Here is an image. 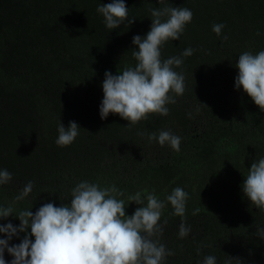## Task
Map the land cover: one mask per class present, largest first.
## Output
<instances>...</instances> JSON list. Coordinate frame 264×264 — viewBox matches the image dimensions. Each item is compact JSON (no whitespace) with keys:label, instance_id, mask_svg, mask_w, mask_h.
I'll return each instance as SVG.
<instances>
[{"label":"trees","instance_id":"16d2710c","mask_svg":"<svg viewBox=\"0 0 264 264\" xmlns=\"http://www.w3.org/2000/svg\"><path fill=\"white\" fill-rule=\"evenodd\" d=\"M110 2L0 0V170L13 175L0 185V207L14 209L0 224L19 226L14 215L21 210L68 203L71 189L89 181L123 191L117 199L124 200L126 215L140 207L128 200L137 192L165 201L160 242L175 255L163 264H202L208 255L217 264L227 256L264 264V240L254 226L264 227V211L241 187L251 164L264 156V112L235 88L239 55L264 51V0H165L193 12L181 38L161 48L162 59L183 60L174 70L184 75L185 90L167 105L169 115L152 113L135 125L118 114L101 119L102 83L106 71L116 75L135 66L132 39L150 30V9L165 5L125 0L135 22L108 29L97 7ZM213 24L225 25L220 36ZM189 47L193 54L183 57ZM70 121L80 126L79 135L57 146L58 125L67 128ZM161 130L181 137L179 151L148 140ZM29 181L32 192L16 201ZM176 187L188 193L183 218L166 201ZM182 220L191 228L183 239ZM12 259L5 251L8 264Z\"/></svg>","mask_w":264,"mask_h":264},{"label":"clouds","instance_id":"9594fccd","mask_svg":"<svg viewBox=\"0 0 264 264\" xmlns=\"http://www.w3.org/2000/svg\"><path fill=\"white\" fill-rule=\"evenodd\" d=\"M159 4L165 6L150 9L152 24L148 33L132 39L138 46V50L134 48L132 52L135 66L118 71L116 75L105 72L104 95L99 109L102 120L109 114H118L129 121V125H135L152 113L167 116L170 111L167 105L175 104V96L184 93L185 77L174 70L183 60L181 57L162 59L161 48L169 39L181 38L186 24L193 19V12L186 7L167 5L165 0H159ZM128 11L125 0H111L97 7L108 29H117L126 20L133 24L136 19H129ZM224 27L213 24L212 31L220 36ZM193 52L194 49L189 47L182 56H191ZM235 67L238 69L236 90L242 88L264 112V51L241 53ZM188 115L192 118L191 113ZM79 129L74 121H70L67 128L61 122L57 129V146L71 145L79 135ZM148 140L180 150L181 137L171 131L150 133ZM12 179L13 175L7 169L0 170V185ZM33 186L29 181L15 200L28 197ZM241 187L251 205L264 211V156L251 164ZM123 195L115 185L102 188L99 184L82 181L71 189L72 198L68 203H61L59 207L54 202L45 203L35 213L19 211L14 215L20 221L19 226L11 222L0 224V234L6 236L0 238V264H8L5 251L13 257L10 264H163L166 257L175 255L160 242L167 224V221L159 223L165 201L154 193L142 199L141 193L137 192L128 200L140 207L132 215H126L124 200L117 199ZM187 199L188 193L182 188L173 189L166 197L174 209L173 215L185 217ZM13 212L11 206L0 207V219L13 216ZM198 212L199 209L194 210L193 215ZM254 226L257 228L255 235L264 240V227ZM190 232L191 228L182 220L179 238L187 237ZM21 233L25 235L20 243L10 245L13 237H19ZM202 264H217L216 257L205 256ZM224 264H242V261L227 256Z\"/></svg>","mask_w":264,"mask_h":264}]
</instances>
